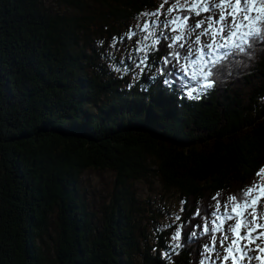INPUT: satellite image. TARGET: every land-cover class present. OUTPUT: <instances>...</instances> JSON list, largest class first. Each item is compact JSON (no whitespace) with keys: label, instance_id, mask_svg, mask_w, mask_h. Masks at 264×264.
Wrapping results in <instances>:
<instances>
[{"label":"trees","instance_id":"1","mask_svg":"<svg viewBox=\"0 0 264 264\" xmlns=\"http://www.w3.org/2000/svg\"><path fill=\"white\" fill-rule=\"evenodd\" d=\"M163 1L0 0V264L210 263L204 244L213 233L202 228L217 200L264 167V41L249 46L246 34L195 62L194 79L173 59L171 87L156 72L166 41L151 48L153 67L139 80L108 72L95 39L121 37ZM86 170L115 175L98 223L78 189ZM150 174L185 202L182 248L169 246L163 229L148 242L132 184ZM53 213L50 263L41 244ZM214 234L217 246L222 233Z\"/></svg>","mask_w":264,"mask_h":264},{"label":"snow or ice","instance_id":"2","mask_svg":"<svg viewBox=\"0 0 264 264\" xmlns=\"http://www.w3.org/2000/svg\"><path fill=\"white\" fill-rule=\"evenodd\" d=\"M168 2V0H165ZM179 4V0H174L172 5L161 12L157 10L153 13H148L147 15L153 16V20L151 24H144L140 26L143 29H149V35L152 37V45H145L144 49L139 47L140 41L137 40V47L135 51L137 53L144 52L143 56L139 57V62H136V58L129 53V59L133 61L135 68L131 64H125L124 60L121 59L119 61V65H117L116 57L113 53L109 52L106 54L107 58L113 61L112 68L121 75L132 73L133 80H139L140 75L152 69L153 64L149 62V54L152 47L159 45L162 41L167 42V47L170 50L164 57H161V61L164 65L163 68H156V72L161 76H164L163 83L171 87L174 83L170 77L173 76V72L167 71V66L172 63V60L175 59L177 63L181 60L187 62L186 65H181L182 68L187 66H191L194 64V60L192 59L195 55L193 51V46H199L203 43L204 48L212 49L217 44V38L222 40L224 43L220 45V47H224L228 43L236 44L234 37H236L239 33V29L248 28L249 23L255 22V31L249 30L247 33V39L245 43L249 46L254 42V40L259 39L264 41V0H193L192 4H188L187 0L183 7H177ZM260 5L261 7H256V5ZM163 8V4L161 5ZM220 9V15L217 17L215 15V9ZM174 10H179L183 12L187 10L189 15H172ZM195 11L196 16H200L201 12H209L211 15L206 17H202L192 23V15L191 13ZM145 15V14H141ZM231 16V21H228V17ZM208 22L207 27L202 26L205 22ZM218 26V27H217ZM201 31H197V29H201ZM211 36V42H203L202 37ZM136 36V33L129 30L125 36H121L119 38H112V47L115 49L118 41H123L125 38L132 39ZM147 38V37H146ZM101 46H103L104 42H99ZM159 50V49H156ZM243 51V49H241ZM143 66V67H141ZM216 67V62L213 63V68ZM138 68L140 71L137 73L135 69ZM215 72L208 71L204 76V79H208L210 76L214 75ZM185 75L187 72L185 71ZM151 80L156 81L157 76L153 74L150 77ZM177 79L181 80V87H187V83L182 80L181 77L177 76ZM189 79H194V77H189ZM211 84L205 85L204 87H211ZM129 87H132L130 84ZM203 90V88L201 89ZM190 98H196L191 96V92L188 93ZM261 173H264V167L259 169L256 175L259 177ZM264 180V177H261ZM220 193H217L219 196ZM215 199V197H214ZM185 202L181 201L183 205ZM231 203V213L228 212ZM264 206V183L261 181H253L252 184L247 186L237 194H229L227 201L221 202L217 200L215 205L216 211H214L211 215L215 217V220L210 221L212 224H215L216 220H220L222 222H226L227 220L236 219L237 223L234 225H229L226 231L223 230L222 226L220 228L209 229L208 222H205L204 225V233H209L210 231L213 233L211 236L212 246L209 244H204L205 253L211 252L213 253V257H210L212 260V264H228L229 259L232 260L233 264H237L238 259H247L249 262L253 260H259L261 257L258 256H250L248 255V251L251 249L245 250L244 247H240L237 244V240L235 238H231V242L226 245V241L230 240L228 233L232 234V237H238L239 240L248 239L250 242L254 243L252 233L253 228L250 226V221L248 220V216H251L252 213L248 211L249 208L256 212L257 215L253 216L252 219L256 220L258 218L259 207ZM223 207L224 212L220 213V209ZM183 211V208H181ZM206 215L204 210L201 208L197 209L196 215ZM247 214V215H246ZM177 220L180 219L179 216L176 217ZM243 221V223H241ZM177 227L172 236V239L176 240L181 235V228ZM241 227L247 228V231L243 236L239 234L238 229ZM257 227H260L257 225ZM216 231H220V247L224 249L223 252L219 251V249L215 246L217 237L214 234ZM193 237L197 235L195 231L191 234ZM260 235H264V233H257V237ZM236 246V249L239 250V254L233 248ZM177 248H182V243H177L175 245ZM258 252L264 251V249H260L257 247ZM200 264H204V260L201 259Z\"/></svg>","mask_w":264,"mask_h":264},{"label":"rangeland","instance_id":"3","mask_svg":"<svg viewBox=\"0 0 264 264\" xmlns=\"http://www.w3.org/2000/svg\"><path fill=\"white\" fill-rule=\"evenodd\" d=\"M184 1L186 0H179ZM174 0H168V2L163 1V8H161V5L157 6L155 10L148 11L144 13L145 15H142L137 20L133 21L129 24L128 30L126 33H122L121 36L128 33L129 30L136 33V36H134L132 39L125 38L123 41H118L116 48L114 49L112 47V38L108 42H104L102 38H96L94 45H96V48L99 49V55L104 60L106 65V70L109 72L111 71L114 76L116 77H122L125 76L129 82H134L132 73L129 72L128 74L121 75L120 73H117L112 68V63L110 59L107 58L106 54L111 52L116 57V63L119 65V61L121 59L124 60L125 64H131L133 65V68H135V65L133 64V61L129 59V53L133 57L136 58V62H139V57L143 56L145 53L142 51L140 53H137L135 51V48L137 47L136 41L139 40V47L141 49L145 48V45H150L152 41V37L149 35V29H143L140 27L144 24H151L153 20V16L147 15L148 13L156 12L157 10H160L161 12L168 9ZM188 4H192L193 0H187ZM178 7V5H177ZM256 7H260V5H256ZM63 9V8H61ZM66 10V9H64ZM67 11V10H66ZM215 15L218 17L220 15V9L216 8ZM193 14L195 15V11H193ZM172 15L180 16L181 11L174 10ZM208 15H211L209 12L202 11L200 16H196L198 19H201L202 17H206ZM228 21H231V16L228 17ZM252 26L255 24L254 21L250 22ZM208 22L206 21L205 24L202 26L207 27ZM218 27V26H217ZM201 29H197V31H201ZM249 28H243L239 29V33L236 37H234V40L237 41L241 37H243ZM116 37V36H115ZM147 37V38H146ZM100 41H103V46L100 45ZM203 42H211V36H204L202 37ZM224 42L222 40H219L217 38V44L212 49L204 48L203 43L199 46H193V51L195 52V55L192 59L194 60H201L207 56H212L218 51L227 49L232 45V43H228L224 47H220L221 44ZM187 63L184 60H181L179 63H177V69L181 74H185V71L189 76H192L195 78L193 74V68L191 66H187L186 69L182 68L181 65H186ZM142 67V66H141ZM135 71L139 73V69L136 68ZM153 165V163H151ZM261 177H264L263 173H261V176L255 175L252 180H250V184L253 183V181H261V183H264V180L261 179ZM114 181H115V175L114 173L110 171H96V170H86L83 172V174L80 176L78 189L81 196L84 198L86 207L88 208L87 211L93 215V222L98 223L101 222L103 219V209L106 204L109 203L111 193L113 191L114 187ZM249 184V185H250ZM132 190L135 192L136 198L140 201L142 204V207L147 210V212L143 215V223L142 226L145 225V234L148 236V242L149 244L152 241H156L155 237L157 236L156 231L163 229L166 232V243L169 246H174L176 243V240L172 239V236L175 232V229L177 227L181 226L180 219L177 220L176 217H180V212L182 208L181 199L179 197V194L172 190H166L164 189L163 185L161 184L160 180H158L153 174L148 176L146 179H142L139 181H135L132 184ZM251 209V208H249ZM248 209V210H249ZM154 214V218L149 217V215ZM224 209L221 207L220 213H223ZM228 212L231 213V208L228 209ZM252 213L251 216H248V220L250 221V226L253 228L252 237L254 240L253 242H250L248 239L245 240H239L238 237H232L231 233H228L230 240L226 241V245L231 242V238H235L237 240V244L240 245V247H244L245 250L251 249V251H248V255L250 256H260L261 259L259 260H253L248 261L245 259H238L237 264H264V251L258 252L256 249L259 247L260 249H264V235H260L259 238L257 237V233H264V206L259 207L258 212V218L256 220H253L252 217L256 216L257 213L253 212V210L249 211ZM151 213V214H150ZM55 213L50 218V226L47 234L44 236V240L41 244V248L48 259V262L52 263L54 258V238L56 234V225H55ZM247 215V214H246ZM215 217H211L208 222L209 229L214 228H220L222 226L223 230L226 231L228 229L229 225H234L237 223L236 219L227 220L226 222H222L220 220H216L215 224H212L210 221L215 220ZM243 223V221H241ZM259 225L260 227H257ZM155 229V230H153ZM204 231V226L202 228ZM239 234L243 236L245 232L247 231V228L241 227L238 229ZM152 238V241L149 239ZM154 237V238H153ZM221 234L218 235V240L220 239ZM219 251L223 252L224 249L220 247V242L216 246ZM233 248L237 251V254H239V250L236 249V246L234 245ZM212 255H214L212 253ZM213 257V256H211ZM202 258H199V263ZM212 264V260L210 259V263ZM228 264H233L232 260L229 259Z\"/></svg>","mask_w":264,"mask_h":264}]
</instances>
